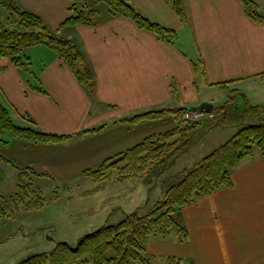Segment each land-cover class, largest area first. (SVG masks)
<instances>
[{
  "label": "crops",
  "instance_id": "obj_1",
  "mask_svg": "<svg viewBox=\"0 0 264 264\" xmlns=\"http://www.w3.org/2000/svg\"><path fill=\"white\" fill-rule=\"evenodd\" d=\"M130 1L152 20L176 29L178 43L159 40L125 16L105 14L96 27L62 28L60 35L76 42L94 70V98L48 47L35 46L26 51L31 70L47 94L29 87L27 81L31 79L35 84L36 80L17 69L10 58L0 57V100L14 121L18 119L17 124L27 125L22 118L27 113L41 130L49 133H79L104 126L100 132L54 144L32 143L3 133L0 155L23 168L31 167L48 175L35 177L72 180L82 176L85 169L178 124L176 114L139 124L122 119L149 110L191 108L204 101L213 102L215 107V98L199 95L198 79L213 88H221L217 83L230 81V86L244 90L252 104L264 103V79L259 76L264 73V23L251 20L239 0H184L186 20L166 0ZM255 1L264 11V0ZM18 3L38 13L56 30L70 15L72 1ZM7 16L8 10L0 4V21ZM30 50L47 57L38 70L32 68ZM201 58L206 75L194 69V63ZM7 172L18 177V171L0 158V183H5ZM232 183L175 213L187 226L189 239L183 242L176 235L167 239L152 237L146 251L155 259L154 264H168L166 258L171 256L186 264H264V155H255L238 165L232 172ZM108 216L102 217L100 225L108 223ZM89 217L94 218L86 216ZM34 229L41 230V222ZM29 235L25 234L27 242ZM15 238L14 233L4 235L0 246ZM45 242L46 250L57 245L52 238Z\"/></svg>",
  "mask_w": 264,
  "mask_h": 264
},
{
  "label": "trees",
  "instance_id": "obj_2",
  "mask_svg": "<svg viewBox=\"0 0 264 264\" xmlns=\"http://www.w3.org/2000/svg\"><path fill=\"white\" fill-rule=\"evenodd\" d=\"M70 1H72L69 7L70 15L54 30L38 13L22 8L18 0H0V4L8 10L6 20L0 21V57L10 58L17 69L35 79V84L29 79L28 86L41 93L47 94L48 91L40 78L31 70V59L26 56V51L35 46H46L53 50L66 63L79 83L87 89L89 95L95 97L96 76L86 55L74 40L61 36L59 32L67 26H98L103 20L100 18L102 12L99 8L102 3L108 5L109 16H125L139 29L153 33L159 40L171 45L178 43L179 33L176 29L144 15L130 0H92L90 3L86 0ZM239 1L251 20L264 23V11L255 0ZM166 2L171 4L180 18L188 19L184 0H166ZM194 69L201 70L203 75H206L202 58L194 63ZM259 76L264 79V73ZM229 82L217 84L221 88H229L231 87ZM225 108L226 103L215 106L212 112L214 116L204 120L185 119V113L190 107L149 110L126 117L121 121L139 124L161 119L168 114H176L178 124L173 129L146 137L137 145L105 159L98 166L85 169L82 174L98 182L108 179L112 172L120 169L126 174H121L122 177L118 180L139 174H144L143 176L150 180H157L201 136L219 122H223L221 113ZM245 111L248 116L255 114L260 117L264 112V103L252 104L247 98ZM22 118L27 125L17 124L9 108L0 100V135L9 133L19 140L54 144L104 129V126H100L79 133H49L41 130L29 114H22ZM258 154L264 155V122L256 118L254 122L241 126L229 140L195 162L193 166L183 169L180 181L167 186L164 198L159 200L147 214L141 215L138 209L127 212L117 224L105 223L94 231L82 235L75 246L67 241H59L53 249L29 254L16 264H133L134 262L154 264L155 259L148 256L146 251L149 240L152 237L167 239L171 235H176L181 241H188L189 230L177 219L175 213L203 196L210 195L220 188L232 186L233 170L245 159ZM0 158L18 171L16 193L10 197L0 196V222L15 216L21 208L29 211L43 208L46 200L42 192L36 189L34 176L48 175L38 173L31 167L23 168L3 155H0ZM3 200H8L6 201L8 208L1 204ZM166 261L168 264H186L175 256L167 257Z\"/></svg>",
  "mask_w": 264,
  "mask_h": 264
},
{
  "label": "rangeland",
  "instance_id": "obj_3",
  "mask_svg": "<svg viewBox=\"0 0 264 264\" xmlns=\"http://www.w3.org/2000/svg\"><path fill=\"white\" fill-rule=\"evenodd\" d=\"M86 2L90 3L92 0ZM99 8L102 12L100 18L104 19L105 14H108V5L102 3ZM31 51L29 55L34 62L32 68L38 70L41 61L47 60V57L42 52ZM197 90L200 96L210 95L215 98L216 106L226 103L225 111L221 113L223 122H219L201 136L159 179L150 180L143 176L144 174H139L118 180L122 177L121 174H126L120 169L112 172L108 179L98 182L83 175L72 180L34 176L35 187L42 192L46 203L39 210L29 211L21 208L15 216L0 222V239L8 233H14L16 237L10 244L0 246V264H16L29 254L45 251L47 238H52L57 243L67 241L75 246L82 235L102 226L100 221L104 215H109V224H117L127 212L138 209L141 215L147 214L164 198L167 186L180 181L183 169L193 166L199 158L225 143L244 124L254 122L256 118L264 122V112L260 117L246 114L247 98L240 86L213 88L198 79ZM6 177L5 183H0V196L10 197L18 190V180L17 176H12L10 172H7ZM6 201H1V204L8 208ZM40 222L42 229L38 231L34 226ZM26 233H30L29 242L25 241Z\"/></svg>",
  "mask_w": 264,
  "mask_h": 264
},
{
  "label": "built area",
  "instance_id": "obj_4",
  "mask_svg": "<svg viewBox=\"0 0 264 264\" xmlns=\"http://www.w3.org/2000/svg\"><path fill=\"white\" fill-rule=\"evenodd\" d=\"M212 113H205L199 110H188L184 118L187 120H203L207 117H213Z\"/></svg>",
  "mask_w": 264,
  "mask_h": 264
},
{
  "label": "water",
  "instance_id": "obj_5",
  "mask_svg": "<svg viewBox=\"0 0 264 264\" xmlns=\"http://www.w3.org/2000/svg\"><path fill=\"white\" fill-rule=\"evenodd\" d=\"M193 110H199L205 113H212L214 111V103L211 101H204L200 105L192 107Z\"/></svg>",
  "mask_w": 264,
  "mask_h": 264
}]
</instances>
